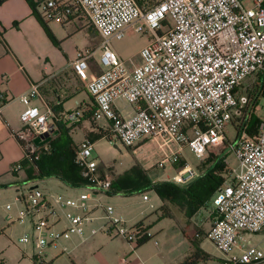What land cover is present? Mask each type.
<instances>
[{
	"label": "built area",
	"instance_id": "obj_1",
	"mask_svg": "<svg viewBox=\"0 0 264 264\" xmlns=\"http://www.w3.org/2000/svg\"><path fill=\"white\" fill-rule=\"evenodd\" d=\"M39 9L44 20L61 23L77 14L87 16L100 36L101 71L87 78L92 53L86 49L77 51L71 67L79 78L86 79V90L95 103L92 119L108 122L109 138L128 147L148 136L176 142L178 149L167 161L178 167L173 180L179 184L189 183L199 174L180 148L188 146L202 159L209 150L224 145L226 126L236 121L239 128L240 112L250 102L242 90L245 80L264 74V0H43ZM129 30L150 35L139 50L140 62L133 67L113 45ZM40 95L39 86L31 85L17 97L24 108L19 116L21 126L14 131L23 150L35 158L38 146L53 131L51 108L31 102ZM11 99L0 94V106ZM116 100L129 105L132 113L122 115L115 108ZM79 117L77 110L65 115L72 123ZM227 143L237 165L227 168L211 198L213 214L204 235L221 253L215 264H264V251L257 244L242 243L244 232L264 229V118L255 134L245 135L241 128L235 141ZM164 161L158 165L163 166ZM74 162L90 189L109 186V180L97 173L89 139L77 144ZM18 169V163L12 166V170ZM24 188L26 195L15 196L23 204L18 221L47 214L33 222L32 237L25 234L20 240L36 244L34 264H53L44 249L72 234L84 235L85 223L94 217L68 214L67 227L56 230L53 223L48 224V216L56 215V208L78 206L77 200L88 195L82 193L74 199L46 194L38 186ZM107 218L104 233L133 247L151 237L143 224L128 226L110 209Z\"/></svg>",
	"mask_w": 264,
	"mask_h": 264
},
{
	"label": "crops",
	"instance_id": "obj_2",
	"mask_svg": "<svg viewBox=\"0 0 264 264\" xmlns=\"http://www.w3.org/2000/svg\"><path fill=\"white\" fill-rule=\"evenodd\" d=\"M33 1L39 2L37 4L39 12V4L43 0ZM45 21L58 40L57 45L47 36L27 0H0V94L13 97L0 106V184L11 186L6 190L12 189V186L18 187L17 185L37 186V180L43 179L27 180L23 169L12 170V166L24 157V150L14 135V131L21 126L19 116L24 108L17 97L26 92L31 85H38L41 93L39 97L31 100L32 104L40 108L48 104L51 108L52 136L59 133L57 122H65L70 136L77 129H82V137L76 142L72 139L76 146L87 138L95 148L99 141L106 140L110 134L108 122L90 118L95 103L86 90V79L79 78L71 67L77 51L86 49L92 53L88 59L87 78L101 71L94 59V52L100 51V36L83 13L77 14L65 23L55 19ZM89 24L92 29L89 28ZM81 31L94 32L97 36H86L83 45L78 46L75 43L71 45L78 37L73 35ZM139 62L140 58L127 64L133 67ZM115 108L124 116L132 113V108L122 100L115 101ZM75 110L78 111L79 120L75 123L66 121V113ZM185 147L182 146L180 151L186 159ZM128 148L130 151L126 152V163L118 170L110 162L103 163L100 151L96 150L93 155L98 163L97 173L110 182L116 175L137 163L153 181L173 180L178 168L176 164L169 163L175 172L163 179L153 177L152 169L157 167L160 161H166L168 156L178 149L176 142L148 136ZM190 165L195 168L191 163ZM109 166L110 170L106 171ZM195 169L200 173L198 168ZM56 179L59 184L53 188V192H59L58 195L77 199L80 194L86 193L88 197L78 199V206L56 208L57 214L48 216V221L51 220L57 230H63L68 225L67 215L72 212L89 214L94 219L85 223L86 234H72L51 246L54 250L50 253L49 260L53 264H161V259L166 255L164 251L172 249L171 245L167 246L166 243H163L161 249L157 240L158 230L160 232L170 229L167 221L174 218L170 210L168 215L160 216V207L164 203L154 190L110 194L104 190H92L87 186H71L59 177ZM43 182L48 186L46 180ZM208 203L211 204V199L194 213L198 216L199 225L207 224L206 230L211 224L213 214L212 204V210L206 211ZM171 205L167 204L168 207ZM174 207L184 213L182 208L176 205ZM109 209L112 210L113 216L123 218L128 226L143 224L151 233V237L133 247L120 237L106 235L102 227L108 222ZM1 231L0 234L4 233L3 229ZM149 240H153L154 249L146 247L145 243ZM92 247L94 248L91 251H85ZM30 253L33 256L34 251L29 248L24 251L19 249L17 264H34Z\"/></svg>",
	"mask_w": 264,
	"mask_h": 264
},
{
	"label": "rangeland",
	"instance_id": "obj_3",
	"mask_svg": "<svg viewBox=\"0 0 264 264\" xmlns=\"http://www.w3.org/2000/svg\"><path fill=\"white\" fill-rule=\"evenodd\" d=\"M244 4L248 5L249 2L245 1ZM89 28H91L90 24ZM93 33H88L86 31L76 33L73 36L78 37L76 38V41L71 43V45H74V43L78 46L83 45L86 40V36H97L95 33V35ZM149 37L150 35L148 33H136L129 30L122 39L113 41V44L122 59L126 63H131L139 59V50L144 44L148 42ZM100 53L101 51L99 50L94 52V59L97 64L99 61ZM258 84L259 76L257 75L255 77L246 79L242 86V90L246 92L250 101L255 96ZM253 110L256 112L257 116L260 119V122L257 125L258 130L264 118V97H258L256 107ZM245 115L246 110L243 108V110H241L240 112V117H244ZM51 120L52 119L50 118L49 123L52 122ZM235 123L237 122L234 121V124L229 123L225 128L226 141L229 143H233L236 138L237 127ZM68 135L70 136L69 133ZM82 135V129H77L76 131L71 133L70 137L76 142L82 137ZM94 147L95 148H93V154L96 150L100 151V157L102 158L103 163L110 162L111 165L113 164V166H115L116 170L120 169L121 165L126 163V152L128 153L130 151L128 147L123 145L118 139L115 138H112V140L110 141H107V139L101 140ZM225 148L226 147L222 145L216 150L210 151L209 154L206 153L205 156L201 159L196 157L195 154L189 149V147L186 146L185 157L188 162H190L195 168H198V170L201 172L205 168V165L210 162L209 155L219 153ZM225 162L227 164V168H231L237 165V160L230 148H227L225 150ZM169 163L170 162L166 160L164 161L163 166L158 165L157 167H154L152 169L153 177H159V179H163L166 178L167 175H172L175 170ZM108 170H110V166L107 167L106 171ZM56 178L57 177L52 176L46 177V179H39L37 180V186L46 194L58 195L60 194L59 192H53V188H55L56 185L59 184V181ZM43 180L47 181L48 186L44 185ZM17 186L18 187L12 186V189L6 190L7 188H11V186L0 184V231L2 229L4 230V233L0 234V264H17L19 262V258L17 259L19 249L21 251H24L25 249L29 248L35 253V243H33L32 241L24 243L20 239L25 234L32 237L33 222H37L38 219L44 218V216L47 214V212H42L39 216L36 215L34 217L28 215L26 216L25 223L19 222L18 217L20 216V211L23 209V204L19 200H16L15 196H20L21 198L23 195H26L27 190L20 185ZM7 204H11L9 208H7ZM171 206L167 207V209L171 211V216L174 218L170 221H167V226L170 227V229L160 232L158 230L159 234L157 240L159 242L160 248L163 249V243H166L167 246L171 245L172 247L171 250L164 251L166 255L164 259H161V264H183V262L187 258L193 256V254L196 252L195 245L196 243H198V236L196 234L198 231L203 232V234L201 235L199 247L205 252V256L207 255L209 258L204 261H200L197 264H215V262L221 258V253L216 249L215 245L204 235L207 224L199 225L197 223V215L194 214L192 217H188L181 210L176 209V207H174L175 205L172 204ZM206 207H208L206 209L207 212L212 210L211 204L208 203ZM74 213L80 212H72L70 214ZM160 216L163 215L160 213ZM48 224L51 225V220H49ZM54 229H56L55 226ZM84 230L86 234V226H84ZM34 235H36V233ZM243 237V244H246L248 242L257 244L264 251V229L255 233L244 232ZM63 239L64 238L60 239V241ZM145 244H147V248L154 249L155 244L153 240H149ZM93 248L94 247L89 250L85 249V251H91ZM53 250L54 248H52L51 246L44 249V253L46 254L47 259H49V255ZM85 251L83 250L82 253H84ZM30 255L32 256L31 253ZM189 261L191 260L189 259Z\"/></svg>",
	"mask_w": 264,
	"mask_h": 264
},
{
	"label": "trees",
	"instance_id": "obj_4",
	"mask_svg": "<svg viewBox=\"0 0 264 264\" xmlns=\"http://www.w3.org/2000/svg\"><path fill=\"white\" fill-rule=\"evenodd\" d=\"M27 2L47 36L57 45L58 40L37 10V4L39 2L37 3L33 0H27ZM260 77L261 75H259V84L255 96L249 102L246 109V115L242 118L239 128L236 126L237 135L241 128H243L244 134L248 136L257 132V125L260 119L253 109L256 107L258 97H264V81L261 83ZM93 111H91L90 118H92ZM57 125L59 133L55 136L48 137V139L38 146L36 158L25 149L24 157L15 164L18 163L20 169L24 170L27 180L56 176L71 186L90 187L91 185L81 174V168L74 162L77 146L68 135L69 128L62 122H57ZM107 139L110 140L108 136ZM19 142L22 145V142ZM224 146L226 148L221 152L209 155L210 162L205 165V168L194 180L187 184H179L173 180L153 181L142 167L136 163L128 170L116 175L110 180L109 186L103 190L110 194H127L152 189L164 203L160 207L162 215H168L169 210L167 209V204L170 203L182 208L184 214L190 217L212 198L215 190L223 181V175L227 173V164L225 162V150L228 148L227 141L224 142ZM210 151L214 150H209L207 153L209 154ZM211 164L213 165L211 166ZM196 234L198 236V243L196 245L194 244L196 252L193 256L187 258L183 264H197L209 258L207 255L205 256V252L199 247L203 232L198 231ZM148 239L146 238L137 245H140Z\"/></svg>",
	"mask_w": 264,
	"mask_h": 264
},
{
	"label": "water",
	"instance_id": "obj_5",
	"mask_svg": "<svg viewBox=\"0 0 264 264\" xmlns=\"http://www.w3.org/2000/svg\"><path fill=\"white\" fill-rule=\"evenodd\" d=\"M263 81H264V74H262V76H261V83H263ZM46 134H47V133H45V135H46ZM36 140H37V139H36ZM212 165H213V164H212ZM212 165H211V166H212ZM211 166H210V167H211ZM32 187H36V185H34V186H32Z\"/></svg>",
	"mask_w": 264,
	"mask_h": 264
}]
</instances>
